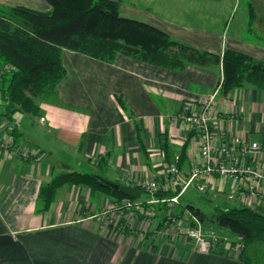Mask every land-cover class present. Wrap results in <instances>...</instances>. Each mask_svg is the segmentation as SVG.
<instances>
[{"label": "crops", "instance_id": "crops-1", "mask_svg": "<svg viewBox=\"0 0 264 264\" xmlns=\"http://www.w3.org/2000/svg\"><path fill=\"white\" fill-rule=\"evenodd\" d=\"M124 1L121 0L122 15L146 20L131 13L136 12L132 9L124 12ZM249 2L257 13L254 28L264 35V0ZM42 4L45 10L50 8L45 0ZM228 8L227 0H192L183 7V18L175 17L184 25L189 23L187 19L192 20L191 27H187L189 32L180 41L216 53L235 49L264 61L263 43L251 36L249 12L246 21L237 24L233 32L228 30L226 41L222 39V21L224 30L230 29V22H224ZM63 59L68 73L58 86L59 98L67 99L72 80L77 84L79 79H72V72L77 77L82 74V87H76L82 93L81 101L70 98L69 103L75 107L77 103L83 105L88 115L45 104L46 114L39 121L45 125L44 133L56 134L78 150L75 159L80 166L90 162L94 168L98 157H106V174L112 182L143 186L156 178L160 184L172 185L167 178L168 162L160 136L168 132L172 158L177 160L192 131L179 119L183 105L219 86L223 75L221 64L204 67L189 64L184 71H175L124 54L108 64L66 49ZM85 63L92 68L87 69L90 64ZM220 95L212 113L217 135L224 134L218 141L242 135L259 142L262 148L255 158L256 162L264 163V90L246 85ZM120 96L134 112L133 117L120 106ZM137 122L144 147L138 137ZM84 137L85 144L80 148ZM39 148L36 150L43 154L29 161L0 152V264H245L222 243L215 252H200L194 239L187 235L173 236L159 217L147 222L144 217L133 215L125 221L130 225L125 230L113 199L99 196L94 200L85 187L62 186L51 209L37 212L40 186L57 172L50 147L39 145ZM200 156V139L193 135L187 160L179 167V180L191 177L192 166L199 162ZM63 166L76 170L68 163ZM200 182L218 193H226L236 205L264 211V203L243 197L233 178L204 177L191 183L186 191L193 184L198 187ZM153 199L151 194L146 204H157ZM144 211L150 217L148 207Z\"/></svg>", "mask_w": 264, "mask_h": 264}, {"label": "trees", "instance_id": "trees-1", "mask_svg": "<svg viewBox=\"0 0 264 264\" xmlns=\"http://www.w3.org/2000/svg\"><path fill=\"white\" fill-rule=\"evenodd\" d=\"M47 1L50 5L48 10L0 3V122L4 119L12 120L18 112L41 118L45 115V104H61L58 103V86L68 73L63 59L65 49L108 64L114 63L118 55L124 54L175 71H184L189 64L204 67L218 63L221 64L223 74L219 83L222 94L227 95L246 85L264 90L263 60H256L235 49L216 53L184 43L154 24L122 15L121 0ZM248 5L251 36L264 44V35L253 26L257 16L255 8L250 2ZM118 101L128 115L133 117L134 112L129 109L123 97H118ZM137 128L139 140L144 147L139 122ZM19 130L18 124H10L4 131V134L10 135V144L16 155L23 151L22 145L18 146L17 142L23 137ZM194 134L191 131L183 145L178 157L179 167L187 160ZM84 144L85 137L82 138L80 148ZM160 144L166 161L172 164L174 159L167 131L160 136ZM27 152H31V149H27ZM33 152L36 153V150L33 149ZM34 155L29 159L26 156V160L39 157L37 153ZM22 158L25 159L24 156ZM98 168L102 173L76 169L56 173L44 181L38 193L37 212L49 211L58 190L66 184L88 188L92 196L105 194L115 204H121L126 199L141 202L102 181L109 180L106 157L99 159ZM119 184L138 188L142 194L149 191L135 184ZM181 191L179 183L161 184L160 189L152 194L165 207L166 203L161 200L172 198ZM142 203L147 207L146 201ZM187 209L203 222L205 229L211 221L220 230L238 237V258L242 262L264 264V211L247 205L220 207L217 217L211 220L201 208L190 204ZM148 215L145 216L144 209L137 214L138 217ZM163 218L166 221L167 214ZM122 227L128 230L130 225L124 224Z\"/></svg>", "mask_w": 264, "mask_h": 264}, {"label": "rangeland", "instance_id": "rangeland-1", "mask_svg": "<svg viewBox=\"0 0 264 264\" xmlns=\"http://www.w3.org/2000/svg\"><path fill=\"white\" fill-rule=\"evenodd\" d=\"M45 1L48 2L47 0ZM191 1L192 0H150L149 2L148 0H125L124 3L126 7H123V8H124V12L127 11V9H132L136 11V12H131V13H134L135 15H140L143 18H146V20H144L145 22L147 21L149 24L151 23V24L157 25L158 27L169 32L173 38L176 37L178 40H182V38H185V36L189 32V29L187 27H191L190 22L192 20L190 21V19H187L186 21L189 23L184 25L180 22V20L176 19L175 17L177 18L180 17V19L183 18L184 15L183 14L181 15L183 11V7L186 8L187 5L190 4ZM249 1L250 0H227V4L229 8L227 9V12L225 14L226 19L224 20V22L225 23L230 22V29L228 28L227 30H224V23L222 21L220 33L221 32L223 33L222 39L224 41H226V35H227L228 30L233 32L234 27L237 24H240L246 21L247 12H249V8H250V6L248 5ZM42 2L43 0H0L1 4L12 5V6L13 5H26L28 7H32L35 9L45 10ZM194 22L196 21L194 20ZM210 31H217V30L211 29ZM257 32L262 33L260 31H257ZM262 45L264 46V44ZM66 50L69 51L68 49ZM85 64H90V63H85ZM86 68L87 69L92 68L91 64L88 65V67ZM75 69L76 68H74V70ZM79 71L80 70H77V73ZM71 76H73L72 79L76 78L79 80H77V84H75L74 80H72L71 84L69 85L70 91L66 94L67 99L66 100L63 99L64 101L63 100L61 101V98H60V102H58V103H61L60 105H56L57 104L56 102L55 103L53 102L51 104L59 106V107H63L69 111H77L79 112V114H82V115H88V110L86 108H83V105L77 103L78 107H75L74 105L69 103L71 102L69 100L70 98H72V101H81L80 96H82V93H80V90L78 91V89L76 91V87H82V83L84 79L82 74H80L79 77H77V75H74V71L72 72ZM220 94H221V91L219 92L218 97L221 96ZM0 114H1V109H0ZM45 114H46V111H45ZM41 119L42 118L33 117L29 114L18 112L12 120L4 119L2 122H0V135H2L3 137L2 139L6 138L4 136V131L7 128V126L10 124H18L19 129H21V131L24 134V137H22L21 139H18L17 141L19 142L18 146L22 145L23 147L22 148L23 151H21L20 155H18L20 158L24 156L26 160V156H29L28 157L29 159L30 157L32 158L33 156H35L34 154L36 153L38 156H40V154L42 155L43 154L42 152L37 151L38 149L40 150L39 145H42L45 147H50V150H52L51 156L53 159L51 161L52 163L54 161L53 165L57 163L56 168H55L57 170L56 173H60L63 171H69L68 168H65L63 166L64 163H68L69 165L74 166V168L79 171L80 170L81 171L96 170L97 172L102 173L100 168H98V161L103 155L98 157L95 160L97 161V166L94 168L92 167L93 164L90 162L84 163L85 166H80V163L75 159V152H79V151L73 149L72 145L68 144V142H66L62 137H61L62 139L60 140L56 137V134L44 133L43 126L45 125H42L41 124L42 122L39 123ZM6 139L10 141L11 137L9 136V138H6ZM29 148L31 149V152H27V149ZM33 149L35 150L37 149L36 153L33 152ZM11 150H12V145L10 144V142L8 143L6 147L0 148V152L5 151V152H8L14 155L17 154L16 152H12L13 150L12 151ZM26 161H29V160H26ZM153 180H156V178L151 179L150 182H152ZM182 180L187 181V178H184ZM150 182H148V184H150ZM66 186H65L66 190H71V188L67 189ZM141 187H144V186L141 185ZM147 190L149 189L147 188ZM151 194H152L151 190H149L148 192H144L142 196L138 198V200H143L147 202ZM90 196L94 200H97L99 199L98 197L100 195L92 196L90 192ZM102 196L106 197L107 195L102 194ZM180 200L181 202L171 207L169 205H166L167 207L166 206L162 207L161 206L162 203L161 204L159 203L148 204L147 207L150 210V214L152 215V217L151 215L150 217L148 215L147 217H144L143 220L148 222L149 221L148 219L159 217L160 221L162 220L163 225H165L166 221L168 220L164 221L163 215H166L167 213H176V215L178 214L179 216L180 215L179 212L181 211H184L181 214L190 213V211L187 209V205H190V204L198 208H201L204 212H206L209 215V219H211V218L217 217L220 207H231V206L236 205L234 201L228 198V195L226 193H222V192L218 193L212 190L210 187H207L205 191H202L194 184L183 194ZM108 207L109 206H107V208ZM132 212L135 213L134 217L136 216L137 218L138 212L134 210H132ZM118 213L121 215V222L123 221L122 222L123 225L126 224L125 222L127 221L126 218L123 217L119 211ZM166 226H170V224H167ZM161 229H163V226ZM167 230L168 232H170L168 228ZM205 232L208 235L215 233V234L220 235L222 238H226V240L222 241L221 243L229 248L230 254H232V251H233L231 249L235 246H237V251L235 253L238 254V252L240 251V245L237 242L239 240L238 237H234L228 232L220 230L214 222L210 221L207 223V228L205 229ZM229 246H231V248Z\"/></svg>", "mask_w": 264, "mask_h": 264}, {"label": "built area", "instance_id": "built-area-1", "mask_svg": "<svg viewBox=\"0 0 264 264\" xmlns=\"http://www.w3.org/2000/svg\"><path fill=\"white\" fill-rule=\"evenodd\" d=\"M220 89L221 86L219 85L215 90L200 94L193 101L185 102L179 114V119L189 130L195 132L194 135L199 137L201 156L199 162L193 164L191 177L187 181L178 179L179 159L172 164H167L169 173L167 178L172 181V184L179 183L182 186L180 194L161 200L170 207L180 202V195L186 191L191 183L199 182L204 177L212 178L215 176L235 179L241 187L243 197H250L254 201L264 203V163L256 162L255 158V154L261 150L262 145L259 142L250 141L242 135H235L229 139L218 141V137H224V134L217 135L212 113ZM4 136L9 138L10 135L5 133ZM2 138H0V148L6 147L11 141ZM160 185L156 179L143 186L154 193L160 189ZM206 187L207 185L201 182L198 184V188L202 191ZM152 201L158 203L159 199L155 198ZM116 205L115 208L126 220L135 214L132 210L139 214L144 209L142 202H135L132 199H126L121 204ZM167 220L166 225L170 224L167 226L170 230L169 233H173V236L177 234L187 235L194 239L200 252H215L221 242L226 240V238L215 233L208 235L205 232L203 222L192 213L179 216L176 213H167ZM232 250V253H235L237 246L233 247Z\"/></svg>", "mask_w": 264, "mask_h": 264}, {"label": "water", "instance_id": "water-1", "mask_svg": "<svg viewBox=\"0 0 264 264\" xmlns=\"http://www.w3.org/2000/svg\"><path fill=\"white\" fill-rule=\"evenodd\" d=\"M102 181L110 186H112L115 189L121 190L125 194L132 196L134 198H140L142 196V191L138 188L135 187H130V186H123L119 183L112 182L107 179H102Z\"/></svg>", "mask_w": 264, "mask_h": 264}]
</instances>
